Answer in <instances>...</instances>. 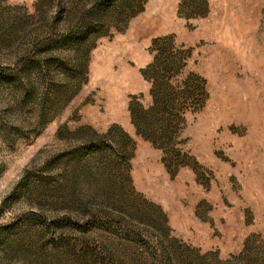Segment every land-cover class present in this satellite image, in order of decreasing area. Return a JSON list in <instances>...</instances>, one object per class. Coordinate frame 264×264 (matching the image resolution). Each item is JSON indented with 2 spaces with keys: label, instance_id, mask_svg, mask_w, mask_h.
Returning a JSON list of instances; mask_svg holds the SVG:
<instances>
[{
  "label": "rangeland",
  "instance_id": "rangeland-1",
  "mask_svg": "<svg viewBox=\"0 0 264 264\" xmlns=\"http://www.w3.org/2000/svg\"><path fill=\"white\" fill-rule=\"evenodd\" d=\"M0 264H264V0H0Z\"/></svg>",
  "mask_w": 264,
  "mask_h": 264
}]
</instances>
